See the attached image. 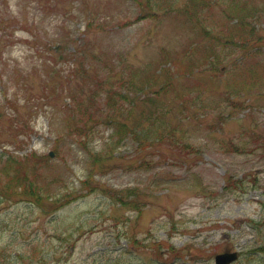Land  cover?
Returning a JSON list of instances; mask_svg holds the SVG:
<instances>
[{"label":"rangeland","instance_id":"1","mask_svg":"<svg viewBox=\"0 0 264 264\" xmlns=\"http://www.w3.org/2000/svg\"><path fill=\"white\" fill-rule=\"evenodd\" d=\"M8 158L0 264H264V0H0Z\"/></svg>","mask_w":264,"mask_h":264},{"label":"trees","instance_id":"2","mask_svg":"<svg viewBox=\"0 0 264 264\" xmlns=\"http://www.w3.org/2000/svg\"><path fill=\"white\" fill-rule=\"evenodd\" d=\"M170 6V4L168 3V7ZM198 4L196 3H187L185 6H184V9H183V12H184V15H190V14H195L193 17L196 16V11L198 9ZM192 17V18H193ZM245 18V17H244ZM242 24L238 27L239 29H242L244 28V20H241L240 21ZM204 37L206 38H209L211 36V31L209 29H206V28H203L200 30ZM260 39V35H257V34H254L251 32L249 33L247 36L246 35H238L237 36V40L239 41V44H238V47L239 48H243L246 44H248L249 42H260L259 41ZM161 90L163 89V87L160 88ZM111 92V94H109L108 92L106 93V96H111L112 94H114V92H112L111 90H109ZM158 92V91H157ZM162 95H165V93H162ZM120 96H123L124 99H127V96H129L128 94H120ZM156 96V94H155ZM159 98V96H156V99ZM131 103V102H130ZM106 105V109L108 110V112H102L99 116L102 118V119H109L112 117V113L110 111L113 112V115L114 116H119V115H123L124 113H128V114H131V110L127 109V108H124V102H123V106L122 108H117L118 107V103L111 97H109V100L105 103ZM159 106L155 105V108H158ZM90 110V109H88ZM116 112V113H114ZM153 116H155V114H150L149 116V124H151L149 127H147V129L144 131L142 127L139 126V124L137 125H134L132 127H129L127 123L125 122H120L118 121L117 122V127L115 129V133H114V136H115V144H118L121 140H124L125 137L127 135H136V134H142V133H145V135H148L150 132L153 131L154 127H156L157 125H155V123L153 122L152 118H154ZM112 120V118H111ZM154 125V126H152ZM157 128V127H156ZM8 157V156H7ZM12 159L11 158H8L6 161H4V165L3 167L0 169V173L2 174H6L7 173V170L5 169V166L7 164H12ZM2 202V194H0V203Z\"/></svg>","mask_w":264,"mask_h":264},{"label":"water","instance_id":"3","mask_svg":"<svg viewBox=\"0 0 264 264\" xmlns=\"http://www.w3.org/2000/svg\"><path fill=\"white\" fill-rule=\"evenodd\" d=\"M237 259L236 253H223L215 256V264H230Z\"/></svg>","mask_w":264,"mask_h":264}]
</instances>
